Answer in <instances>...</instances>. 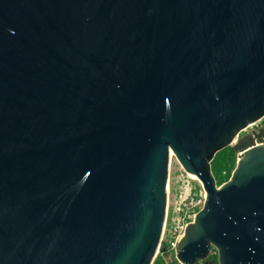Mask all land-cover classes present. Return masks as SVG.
Segmentation results:
<instances>
[{"label":"water","instance_id":"1","mask_svg":"<svg viewBox=\"0 0 264 264\" xmlns=\"http://www.w3.org/2000/svg\"><path fill=\"white\" fill-rule=\"evenodd\" d=\"M263 116L264 0H0V264H152L172 152L179 260L264 264V139L211 170Z\"/></svg>","mask_w":264,"mask_h":264},{"label":"rangeland","instance_id":"2","mask_svg":"<svg viewBox=\"0 0 264 264\" xmlns=\"http://www.w3.org/2000/svg\"><path fill=\"white\" fill-rule=\"evenodd\" d=\"M260 132L264 133V116L240 130L235 139L230 144L216 152L214 156L215 160L213 162L211 161V170L216 179L217 185H221L226 182L231 177L237 165L240 152L239 149L236 148V146H247L252 143L258 142L256 135L261 140H263L264 135L261 136ZM231 148L234 152V162L231 161V159L228 157L229 153H227V151ZM189 190L197 193L198 197H200V194L203 193V185L199 178H193L184 169L176 155L172 152L169 164L167 197V200H169L170 211L176 201L179 200L180 195H186Z\"/></svg>","mask_w":264,"mask_h":264},{"label":"built area","instance_id":"3","mask_svg":"<svg viewBox=\"0 0 264 264\" xmlns=\"http://www.w3.org/2000/svg\"><path fill=\"white\" fill-rule=\"evenodd\" d=\"M205 199L206 191L203 187V193L200 194V197L191 190L186 195H180L171 211L169 200H167L164 232L152 264H184L177 257L176 242L179 236L182 237L187 225L194 220L197 212L203 207ZM211 254L218 256L217 249L213 247ZM199 263L203 264L204 261H198L196 264Z\"/></svg>","mask_w":264,"mask_h":264},{"label":"trees","instance_id":"4","mask_svg":"<svg viewBox=\"0 0 264 264\" xmlns=\"http://www.w3.org/2000/svg\"><path fill=\"white\" fill-rule=\"evenodd\" d=\"M227 153H229L228 154V157L231 159V161L232 162H234L235 161V157H234V152H233V149L231 148V149H229L228 151H227ZM215 160V157H214V159L212 160V162ZM216 164V163H215ZM207 261H208V264H219L218 263V256H217V254H211L208 258H207Z\"/></svg>","mask_w":264,"mask_h":264},{"label":"bare ground","instance_id":"5","mask_svg":"<svg viewBox=\"0 0 264 264\" xmlns=\"http://www.w3.org/2000/svg\"><path fill=\"white\" fill-rule=\"evenodd\" d=\"M190 174V173H189ZM193 178L197 179L198 177L197 176H194V175H191Z\"/></svg>","mask_w":264,"mask_h":264},{"label":"flooded vegetation","instance_id":"6","mask_svg":"<svg viewBox=\"0 0 264 264\" xmlns=\"http://www.w3.org/2000/svg\"><path fill=\"white\" fill-rule=\"evenodd\" d=\"M260 135H261V136H263V135H264V133H263V132H260Z\"/></svg>","mask_w":264,"mask_h":264}]
</instances>
